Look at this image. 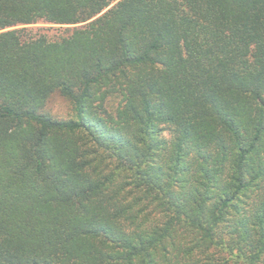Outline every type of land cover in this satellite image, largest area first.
<instances>
[{
	"label": "trees",
	"instance_id": "1",
	"mask_svg": "<svg viewBox=\"0 0 264 264\" xmlns=\"http://www.w3.org/2000/svg\"><path fill=\"white\" fill-rule=\"evenodd\" d=\"M0 264H264V0H0Z\"/></svg>",
	"mask_w": 264,
	"mask_h": 264
},
{
	"label": "rangeland",
	"instance_id": "2",
	"mask_svg": "<svg viewBox=\"0 0 264 264\" xmlns=\"http://www.w3.org/2000/svg\"><path fill=\"white\" fill-rule=\"evenodd\" d=\"M68 107L69 106L64 98L59 95H53L46 105V110L55 116L67 117L69 112ZM164 137L169 138V135L165 133Z\"/></svg>",
	"mask_w": 264,
	"mask_h": 264
}]
</instances>
